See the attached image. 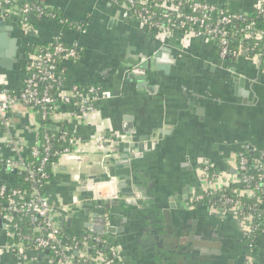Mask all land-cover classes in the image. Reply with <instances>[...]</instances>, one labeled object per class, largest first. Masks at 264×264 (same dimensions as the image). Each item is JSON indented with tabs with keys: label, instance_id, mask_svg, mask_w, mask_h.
Returning <instances> with one entry per match:
<instances>
[{
	"label": "crops",
	"instance_id": "crops-1",
	"mask_svg": "<svg viewBox=\"0 0 264 264\" xmlns=\"http://www.w3.org/2000/svg\"><path fill=\"white\" fill-rule=\"evenodd\" d=\"M204 1L247 15L264 0ZM16 3L55 12L85 29H61L50 18L35 15L31 21L38 25L31 24L33 31L26 34L19 16H0V85L18 91L30 57L60 36L65 45L76 46L80 56L58 64L63 85L56 95L72 86H96L110 95L95 103L92 113L63 106L50 119V129L62 127L77 140L69 153L59 156L51 180L40 191L58 212L65 208L56 217H64V222H56L67 240L94 235L86 228L91 215L83 213V194L78 191L95 187L103 203L115 204L105 211L109 225L103 235L95 236L119 249L121 264H165L155 255L162 238L154 240L153 233H165L164 212L175 233L169 242L184 252L179 264H264V231L252 249L234 210L191 206L198 191L207 188L204 169L215 172V189L236 186L238 155L246 153L254 165L264 152V77L258 60L247 52L235 63L219 59L215 43L196 28L164 37L143 29L114 0ZM44 17L49 21L39 24ZM231 69L244 78L242 85L233 81ZM7 121L6 126L0 121V184L14 182L3 165L13 155L14 142L23 152L33 147L40 125L36 114L21 104L9 110ZM111 168L131 175L130 180L88 181ZM135 175L140 183L133 187ZM124 182L126 189H133L137 205H125L118 187ZM181 213L190 229L178 238ZM8 230L4 216L0 264H54L43 251L12 255L5 249Z\"/></svg>",
	"mask_w": 264,
	"mask_h": 264
},
{
	"label": "built area",
	"instance_id": "built-area-1",
	"mask_svg": "<svg viewBox=\"0 0 264 264\" xmlns=\"http://www.w3.org/2000/svg\"><path fill=\"white\" fill-rule=\"evenodd\" d=\"M115 2L122 4L127 17L132 18L138 21L140 27L143 29H152L159 33L161 36H166L174 31H183L187 29L196 28L200 36H205L208 39H211L217 50L219 51L218 57L221 60L236 58L241 56L246 50L243 47V43H257L261 41L264 31H258L254 35L249 33L251 25L241 26L239 23L245 21V14H235L228 13L222 10L217 9L218 7L210 5L207 2L202 0H123L122 2L114 0ZM135 1H138L143 7L139 12H132V8L135 5ZM152 5L159 7L163 10L161 14L160 22H155L153 17L155 13L148 10V6ZM256 10L264 13V1L261 2ZM194 12V13H192ZM17 15L21 19L22 30L26 34H30L33 31V27L30 23L29 16L38 15L39 17L45 16L52 18L51 12L46 11L43 8H39L35 5L24 4L18 6L16 0H0V16L7 17L8 15ZM240 26L244 28L242 32L246 31L242 38L238 41V49L236 51H231L229 49L230 41L234 37V34L227 29V27L232 25ZM241 31V29H239ZM79 31V30H78ZM248 31V32H247ZM52 40H56L57 43L50 49L46 51L44 49L39 50L34 53L29 59V66L26 68V71L29 73L28 77H25L22 82V86L18 95L15 98H11L7 94V88L3 84L0 85V121L3 125H7V114L9 110L16 104H21L28 110H36L39 108L42 112L43 118L51 119L52 116L56 115L58 111H54L57 106L56 104L60 103L61 107L71 106L78 109L81 113L87 114L92 113L95 108V103L100 100L110 98V95L106 92H102L96 86H90L86 88H80L78 86H72L69 90L62 92L56 97L49 95L47 90L51 89V83L55 81L57 70V59L55 57L59 55V60H75L78 59V53L76 51V46L65 47L60 38V36L54 37ZM51 40V41H52ZM63 43V44H62ZM27 63V64H28ZM44 84L45 88L40 93L39 85ZM58 92V91H57ZM48 111H51L49 114ZM65 133L62 135L61 140L67 142V144L73 149L77 143L73 137H68ZM39 144L36 139V143L33 145L32 154L37 155L36 147ZM13 154H16L15 158H10L5 161L4 167L8 173L17 172V170L27 171V173L32 176L33 172L26 168V165L23 163L22 155L23 148L18 142H14ZM49 148H44L45 157L41 161V166L38 168V173H43V167L48 161ZM69 150L63 151L62 154L69 153ZM264 153V152H263ZM261 154L259 160L254 163L251 167L252 170H247L248 174L258 172L260 174V179L262 184H264V154ZM248 159L246 153H241L237 158V170L238 173L246 171V165ZM211 168H206L203 171V179L207 184V188H204V193H210L212 191H219L221 188L215 189L213 186V181L216 176L215 172L212 173L209 171ZM43 177V176H42ZM247 178L239 179V183H247ZM96 188L94 187V190ZM94 192V200H100L104 198H98ZM238 196H251V191H236ZM117 198V195L114 196ZM202 196H197L192 200V205L201 200ZM5 199L8 205V210L10 213H23L32 215L31 223L33 227L37 225L35 231L38 233H43L44 237H37L33 241L34 247L31 250L38 251H53L55 255L58 256L57 264H121L119 261V249L112 246L110 247L111 259L106 257L102 252L94 253V255H89L85 250H80L76 252L73 247H68L67 243L70 240L64 239L57 226V215L63 214L65 208L62 207L58 212L52 204L46 199L40 196V192L33 191L31 196L28 199H25L24 193L16 190L7 192L5 187H0V200ZM105 200V199H104ZM76 206L79 205L75 200ZM221 206L210 207L209 210L214 211H227L226 208ZM237 209V208H236ZM236 209L234 211L236 212ZM230 210V209H228ZM9 221V230L11 228L12 219L10 216H6ZM44 220V227L39 226V220ZM241 226L244 235L246 233H251L249 226L245 225L244 222L238 221ZM109 225L108 220L106 221L105 226ZM8 238L13 237L9 233ZM264 231V230H263ZM262 231V232H263ZM96 244L100 246L107 245L105 240L100 238H94ZM5 249L9 252H16L17 256L24 255L23 245H8L6 244ZM3 253V249H0V255ZM75 253V256L72 255ZM49 259V258H48ZM51 263L52 260L49 259Z\"/></svg>",
	"mask_w": 264,
	"mask_h": 264
},
{
	"label": "trees",
	"instance_id": "trees-1",
	"mask_svg": "<svg viewBox=\"0 0 264 264\" xmlns=\"http://www.w3.org/2000/svg\"><path fill=\"white\" fill-rule=\"evenodd\" d=\"M119 2L123 0H118ZM204 1V0H202ZM205 2V1H204ZM143 6L138 2L135 1V5L132 8V12H139L140 9ZM148 10L155 13V16L153 17V20L155 22H160L161 14L163 13V10L159 7H155L149 4L147 7ZM219 10L228 12V13H235V14H241L238 12L233 11H227L224 9L217 8ZM194 13V12H192ZM52 18H50L55 24H57L61 29H71L75 31H83L85 29V25L80 23H73L69 22L67 20H64L63 18L59 17L55 12H51ZM33 17L29 16V19L31 21ZM133 18V17H132ZM131 18V19H132ZM135 20V18L133 19ZM251 29H249V33L251 35H254L258 31H264V13L260 12L258 10L253 11L250 14H247L245 16V21L242 23H239L241 26L251 25ZM229 31H231L234 34V37L230 41L229 49L231 51H236L238 49V41L242 38V35L245 34L246 31L242 32L239 29H236V25H232L227 27ZM248 32V31H247ZM57 43L56 40H52L50 43L45 44L41 46L42 49L45 51L47 49L52 48ZM63 44V43H62ZM65 47H70L68 45L63 44ZM244 49L247 52V56L250 58H256L259 62V69L264 77V35L262 36L261 41H258L257 43H243L242 44ZM217 55L219 54V51L217 50ZM78 56L79 51L77 52ZM57 59V70L55 72L56 79L54 82L51 83V89L47 90V93L49 95L56 97V91L62 89V77L58 71V64L61 62L59 60V55L55 57ZM29 66V63L25 66L24 70V78L29 76V73L26 71V68ZM45 85L40 84L39 85V91L40 93L44 90ZM20 89L17 90H9L7 89V94L11 98H15ZM55 106L56 108L54 111H58L61 108V104L58 103ZM33 113L36 114V118L39 122V129L36 135V139L38 140L39 144L36 147V151L38 152L37 155H33L32 151L35 149V147H31L28 150L24 151L22 155L23 163L26 165V168L28 170H31L33 172V175L30 176L27 171H21L17 170L16 173L12 174L9 173L14 178V182L12 183H1L0 187H5L7 192H10L12 190L20 191L24 193L25 199H28L33 191L40 192L42 187L51 180L52 178V167L57 163L59 156L63 153L65 150H72V148L67 144L66 140L62 141L61 137L63 134H65V130L62 129V127L57 128L56 130H52L49 127L50 118L49 115H47V118H43L42 112L39 108H36V110H31ZM49 114L51 111H48ZM66 138H68L66 136ZM49 148L48 153V161L43 167V173H38L37 170L41 166V161L45 157L44 148ZM264 154V153H263ZM16 157V154L12 155V159ZM246 157L248 159V163L246 165V171H242L238 173L239 179L247 178V183H239V185L236 186H228L221 188L219 191H212L210 193H204V191H198L196 194L197 196H202L203 198L197 202L194 203V206H203V207H216L221 206L226 208L227 210H234L236 209V218L238 221H242L245 223V225L249 226V229L251 233H246L244 235L245 241L250 245V248H254L258 237L261 235L262 231L264 230V184H262V181L260 179V174L258 172H254L251 174H248L247 170H250L253 166L252 161H250L248 155L246 154ZM10 159V158H9ZM264 160V156H263ZM3 165H5V161L3 162ZM211 173L213 172L212 169L209 170ZM43 176V177H42ZM236 191H251V196H238L235 192ZM4 216H10L12 219L11 221V228L9 230V233L13 235V237H9L7 239L8 245H23L24 247V253L28 250H31L34 245L33 241L37 237H44V234L38 233L35 231L36 227H32L31 219L32 215L30 214H23V213H10L8 210V205L6 203L5 199L0 200V218ZM32 225V226H30ZM39 226L44 227V220H39ZM32 229V230H31ZM59 232L61 236L66 239V234L63 231V229L59 228ZM94 238H100L95 235H88L83 236V238L80 239H72L68 241L67 245L68 247L76 248L74 249L76 252L80 250H85L86 253L89 255H94V253L102 252L106 257L111 259V253L110 250H106L104 246H100L99 244H96L94 241ZM101 240H104L102 237ZM44 252V251H43ZM12 255L16 256V252H10ZM73 256H75V253H72ZM47 257L52 260L54 264H57V258L58 256L54 254L53 251H48ZM116 264V263H113Z\"/></svg>",
	"mask_w": 264,
	"mask_h": 264
},
{
	"label": "water",
	"instance_id": "water-1",
	"mask_svg": "<svg viewBox=\"0 0 264 264\" xmlns=\"http://www.w3.org/2000/svg\"><path fill=\"white\" fill-rule=\"evenodd\" d=\"M39 21H41V23H39V24H42L44 22L49 21V19L44 17ZM30 23L36 27L38 25L36 21L35 22L31 21ZM3 25H4V23L2 22L0 24V26H3ZM236 29H241V28H240V26H236ZM226 60L227 61L230 60L232 63H235V58H229V59L227 58ZM258 65H259V63H258ZM230 73H231V77H232L233 81L236 84H239V85L243 84L244 78H242L238 74H236L235 69H231ZM118 166L119 165L116 164L115 167H118ZM14 173L15 172H13L12 174H14ZM125 173L126 172H124V173L122 172V174H121V172H119V171L117 172L114 168H111L108 172L102 173V175H100L98 177L89 178L88 181L92 182L93 184H110L112 182V179H115V178L124 179L123 181L130 180L131 175L125 176L124 175ZM136 177H137V175H135V181L133 182V187H135L136 184L138 185L140 183ZM125 186H126V182L118 185V187L122 188L121 192L125 194V197L127 199L125 201V205H127V206L137 205V201L134 198L135 196L133 193V189H131V188L126 189ZM130 186H131V184H130ZM78 192L83 194V197H82V201H83L82 211H83V213L85 215H89V214L91 215L90 216L91 225L87 224L86 228L89 229L90 232L93 233L94 235L102 236L104 229H105L106 220H107V218L105 216V211L110 209L111 206H115V204L103 203L100 200L95 201L94 200V192L90 191L86 187L81 188ZM163 215H164L165 223H168V225L165 227L166 234L168 235L167 237L172 238V232L173 231L171 230L170 225H169L171 222L169 219L170 216L167 212H164ZM185 216H186L185 213H181V215H180V218H179V221L181 223L180 229L182 228V223L185 222V220L183 219V218H185ZM191 218H193V216H191ZM64 220H65V218L62 216L57 219V221L59 223H63ZM68 222L71 223V221H68ZM158 232L159 231L156 230V232H154V233L157 234ZM83 236H87V235H83ZM159 239H161V241H162L161 242L162 246H161V251L159 250L158 253L156 254L157 259L159 261H162L165 264H179L181 262V259L179 257L183 258V255L177 257V256H175V254L172 253V252H175V250H177L178 247H172L171 244L167 243L162 236L156 237L157 241H159ZM110 247L111 246L109 244L105 245L106 250H109ZM43 253H44V255H47L48 250H44Z\"/></svg>",
	"mask_w": 264,
	"mask_h": 264
},
{
	"label": "flooded vegetation",
	"instance_id": "flooded-vegetation-1",
	"mask_svg": "<svg viewBox=\"0 0 264 264\" xmlns=\"http://www.w3.org/2000/svg\"><path fill=\"white\" fill-rule=\"evenodd\" d=\"M188 225H189V224H188ZM188 225H187L186 222L182 223V228H181V229H180L181 225H179V230H180V231H179V233H176V234H177L176 236H178V238L183 237V236L186 234L187 230L190 229ZM192 229H193V228H192ZM153 233H154V232H153ZM174 234H175V233L172 232V238H169V237H167L168 235L166 234V231H165L164 234H161V235L159 234L158 236H160V237L162 236V237L165 239V241H166L167 243H170L169 241L174 240ZM154 235H156V236L154 237V240H155L156 237H157V234L154 233ZM161 246H162L161 242H160V243L158 242V249H157V251L155 252V255L158 253L159 250L161 251ZM171 246H172V247H178V245H173V244H171ZM172 253L175 254V256H177V257L184 255V252H183L180 248H178L177 250H175V252H172Z\"/></svg>",
	"mask_w": 264,
	"mask_h": 264
}]
</instances>
